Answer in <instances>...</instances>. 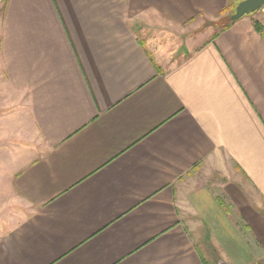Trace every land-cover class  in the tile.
<instances>
[{
	"label": "crops",
	"instance_id": "crops-1",
	"mask_svg": "<svg viewBox=\"0 0 264 264\" xmlns=\"http://www.w3.org/2000/svg\"><path fill=\"white\" fill-rule=\"evenodd\" d=\"M241 1L0 0V264H264Z\"/></svg>",
	"mask_w": 264,
	"mask_h": 264
},
{
	"label": "water",
	"instance_id": "water-1",
	"mask_svg": "<svg viewBox=\"0 0 264 264\" xmlns=\"http://www.w3.org/2000/svg\"><path fill=\"white\" fill-rule=\"evenodd\" d=\"M264 4V0H243L235 7L234 14L230 17L231 22H235L244 16H248L258 11ZM222 264V263H220Z\"/></svg>",
	"mask_w": 264,
	"mask_h": 264
},
{
	"label": "rangeland",
	"instance_id": "rangeland-1",
	"mask_svg": "<svg viewBox=\"0 0 264 264\" xmlns=\"http://www.w3.org/2000/svg\"><path fill=\"white\" fill-rule=\"evenodd\" d=\"M264 5V4H263ZM232 8V7H230ZM227 10V9H225ZM231 10V16L234 14V8L230 9ZM227 11H225L226 14ZM230 16V17H231ZM222 25L224 24V22L221 23ZM15 204L12 203V201H10V203L8 204V202L6 201V212H5V221L6 222H17L19 220V216L23 217V215L21 213L18 212V208L15 206Z\"/></svg>",
	"mask_w": 264,
	"mask_h": 264
},
{
	"label": "trees",
	"instance_id": "trees-1",
	"mask_svg": "<svg viewBox=\"0 0 264 264\" xmlns=\"http://www.w3.org/2000/svg\"><path fill=\"white\" fill-rule=\"evenodd\" d=\"M225 11H226V10H223V11L221 12V14L224 13Z\"/></svg>",
	"mask_w": 264,
	"mask_h": 264
}]
</instances>
